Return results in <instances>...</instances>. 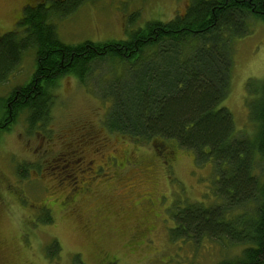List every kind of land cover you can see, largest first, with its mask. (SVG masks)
Here are the masks:
<instances>
[{"label": "rangeland", "instance_id": "1", "mask_svg": "<svg viewBox=\"0 0 264 264\" xmlns=\"http://www.w3.org/2000/svg\"><path fill=\"white\" fill-rule=\"evenodd\" d=\"M27 1L0 0V37L23 30L17 23ZM189 5L190 0H90L74 14L51 21L65 43L103 42L125 39L150 21H169ZM249 23L250 31L233 40L231 86L221 105L231 111L237 136L254 142L258 124L249 118L247 84L251 79L259 91L264 85V19ZM93 66L84 81L72 73L57 80L46 123L30 127L25 111L10 129H0V264H219L236 259L241 246L172 238L177 207L215 204L214 165L197 163L192 151L175 142L135 141L111 131L106 123L111 104L102 98L101 86L107 87L115 65L98 61ZM36 67V50L30 47L0 84V121L8 98L31 81ZM86 138L103 142V149L97 154V143L86 141V160H96L81 176L83 153L70 152ZM89 176L91 183L83 185L81 177ZM49 216L52 220L46 221ZM54 241L60 250L50 256Z\"/></svg>", "mask_w": 264, "mask_h": 264}, {"label": "trees", "instance_id": "2", "mask_svg": "<svg viewBox=\"0 0 264 264\" xmlns=\"http://www.w3.org/2000/svg\"><path fill=\"white\" fill-rule=\"evenodd\" d=\"M80 1L29 6L18 22L23 30L0 37V84L30 47L37 66L8 98L0 129L25 111L30 127L46 123L59 78L72 73L84 81L94 63L114 64L113 78L101 86L111 104L108 128L135 141L175 142L217 173L215 204L177 207L172 238L241 246L236 259L219 264H264V85L259 91L251 79L247 84L249 118L258 124L254 142L237 136L231 111L221 105L231 86L233 40L250 31V18L264 19V0H190L183 14L150 21L125 39L68 44L51 18L67 16ZM48 249L53 256L60 246L54 241Z\"/></svg>", "mask_w": 264, "mask_h": 264}, {"label": "flooded vegetation", "instance_id": "3", "mask_svg": "<svg viewBox=\"0 0 264 264\" xmlns=\"http://www.w3.org/2000/svg\"><path fill=\"white\" fill-rule=\"evenodd\" d=\"M70 0H34V1H27L26 2V4H25V7L27 8V7H31L32 5L33 6H35V5H40V4H43V5H46V8H48V9H51L52 7H54V6H56L57 4H63V3H66V2H69ZM90 0H81L79 3H77L74 7H71L70 9H71V11L70 12H68V15H70V14H74L77 10H79V8H81L82 6H84L85 4H88V2H89ZM24 12V11H23ZM21 13L20 14V16H19V20L21 19V18H23V15H24V13ZM67 15V16H68ZM56 16H62L63 17V15H56ZM65 17V16H64ZM18 24V23H17ZM17 26V25H16ZM86 41H90V40H84L83 42H86ZM91 41H93V40H91ZM83 42H81V43H83ZM9 105H10V103H9ZM83 137H86V135L85 134H83ZM97 139H94V138H92V139H87L86 138V140L84 139L83 141V143L81 144V145H77L78 147H79V149L77 148V149H75V150H73V151H71L70 153H83V156H80V158H81V165H83L82 167H80L79 168V170H80V172L82 173L81 174V176L83 175V173H85L88 169H91V166H92V164L93 163H95V160L96 159H91V160H86V158H85V155H84V149L82 148V146H84V144L86 143V141L88 142H93V143H97V145L95 146V148H94V151H95V153H97V154H99V153H102V145H103V142H101V141H96ZM101 160H105L106 159V156H105V154L103 153V154H101ZM92 179H93V177H91V176H89V178H86V177H81V179H80V182H82V184L83 185H88L89 183H91V181H92Z\"/></svg>", "mask_w": 264, "mask_h": 264}]
</instances>
